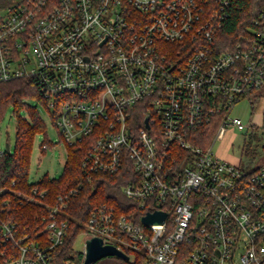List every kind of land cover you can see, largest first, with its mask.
<instances>
[{
  "label": "built area",
  "instance_id": "2783aa9c",
  "mask_svg": "<svg viewBox=\"0 0 264 264\" xmlns=\"http://www.w3.org/2000/svg\"><path fill=\"white\" fill-rule=\"evenodd\" d=\"M235 1L15 0L0 10V83H36L67 151L84 147L88 180L134 172L123 193L135 206L95 207L86 240L144 264H264V163L248 171L213 150L246 129L232 112L264 87V0L231 40ZM15 185L0 188V264H58L79 188L58 195L31 234L7 218L12 197L47 191ZM155 212L163 223L142 222Z\"/></svg>",
  "mask_w": 264,
  "mask_h": 264
},
{
  "label": "trees",
  "instance_id": "16d2710c",
  "mask_svg": "<svg viewBox=\"0 0 264 264\" xmlns=\"http://www.w3.org/2000/svg\"><path fill=\"white\" fill-rule=\"evenodd\" d=\"M255 2L256 0L235 1L233 17L223 31L230 34L231 40L248 26ZM9 3L10 0H0V10ZM28 98H34L47 106L32 79L0 83V120L8 106H14L16 109L25 108L30 113V120L18 119L15 153H5L0 159V188L11 187L15 181L14 188L17 191L29 193L34 187H38L40 191H47V196L41 201L26 202L12 197L7 218L16 222L22 231L26 230L31 234L42 229V217L47 213V206L53 205L58 195L79 188L78 194L74 195L68 204L66 217L69 230L65 244L54 252L56 262L61 264L70 259L82 258L74 248L75 242L95 207L112 206L117 209L119 215H122L127 214L128 210L135 206L123 193V187L131 183L135 175L129 164L116 174H97L92 180H88L82 172L85 149L83 146H74L68 147V161L60 178L51 179L46 175L40 183L30 185L28 178L34 139L37 133L45 132L46 125L37 109L26 104ZM204 137L205 143L208 139L210 143L213 132ZM120 264H144V255L142 253L136 255L135 262L122 261Z\"/></svg>",
  "mask_w": 264,
  "mask_h": 264
},
{
  "label": "rangeland",
  "instance_id": "374dc122",
  "mask_svg": "<svg viewBox=\"0 0 264 264\" xmlns=\"http://www.w3.org/2000/svg\"><path fill=\"white\" fill-rule=\"evenodd\" d=\"M14 1L10 0V3ZM25 102L37 109L46 125L45 132L37 133L34 139L28 182L30 185L38 184L46 175L51 179H58L64 173L68 161L66 145L60 141V133L55 127L48 106L34 98H28ZM232 116L240 118L246 129L231 128L222 140L215 142L213 150L216 155L230 161L239 160L240 165L250 171L264 163V87L255 95H250L239 102ZM19 118L30 120L29 111L8 106L0 120L1 145L6 149V144L9 143L12 154L16 151ZM45 143L49 145L47 150L42 149ZM85 243L86 237L79 235L74 248L82 258L72 259V264H84ZM122 261L124 260L117 257H106L94 264H120Z\"/></svg>",
  "mask_w": 264,
  "mask_h": 264
},
{
  "label": "water",
  "instance_id": "95a60500",
  "mask_svg": "<svg viewBox=\"0 0 264 264\" xmlns=\"http://www.w3.org/2000/svg\"><path fill=\"white\" fill-rule=\"evenodd\" d=\"M146 125L149 127L148 120H146ZM6 150L7 152L10 150L9 143L6 144ZM166 217L167 215L163 212L148 213L142 218V222L145 224L163 223ZM106 257H117L124 261L129 260V256L115 246L103 244L100 237H92L86 240L84 264H94Z\"/></svg>",
  "mask_w": 264,
  "mask_h": 264
},
{
  "label": "crops",
  "instance_id": "0c3cea01",
  "mask_svg": "<svg viewBox=\"0 0 264 264\" xmlns=\"http://www.w3.org/2000/svg\"><path fill=\"white\" fill-rule=\"evenodd\" d=\"M222 158H224V159L227 160V161H230L229 159H226L225 157H222ZM230 162H233V163H239V160H236V161L231 160Z\"/></svg>",
  "mask_w": 264,
  "mask_h": 264
}]
</instances>
